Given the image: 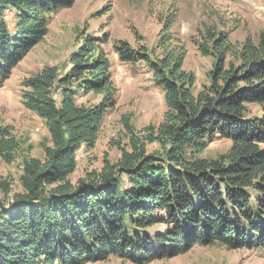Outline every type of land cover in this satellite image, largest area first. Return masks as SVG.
I'll list each match as a JSON object with an SVG mask.
<instances>
[{
	"label": "trees",
	"instance_id": "obj_1",
	"mask_svg": "<svg viewBox=\"0 0 264 264\" xmlns=\"http://www.w3.org/2000/svg\"><path fill=\"white\" fill-rule=\"evenodd\" d=\"M72 3L0 0V87L47 35L50 15ZM172 25L163 26L159 57L113 45L120 62L150 69L163 93V121L142 138L132 136L115 163L104 161L75 185L69 178L77 153L94 148L99 125L115 105L110 60L100 48L105 42L87 39L63 75L47 68L23 82L22 105L44 122L50 146L42 159L24 160L22 192L0 203V264L110 257L147 264L195 246L264 249V32L240 45L212 27L200 32L193 44L213 64L208 86L194 95L195 79L182 70L184 50L169 33ZM88 94L102 96L100 103H77ZM215 139L228 141V151L201 158ZM153 143L158 148L148 151ZM18 150L16 139L0 130V158L10 163ZM0 189L7 193L8 185Z\"/></svg>",
	"mask_w": 264,
	"mask_h": 264
},
{
	"label": "rangeland",
	"instance_id": "obj_2",
	"mask_svg": "<svg viewBox=\"0 0 264 264\" xmlns=\"http://www.w3.org/2000/svg\"><path fill=\"white\" fill-rule=\"evenodd\" d=\"M49 18L47 35L15 66L0 87V130H7L19 144L12 162L6 163L0 158V183L8 185L7 193L0 189V203L7 204L22 192L19 179L24 160L42 159L44 149L50 146L44 122L22 105L25 80L47 68H55L63 75L70 66L71 55L87 39L105 42L100 48L110 60L115 105L99 125L94 148L77 153L76 170L69 178L75 185L89 173L99 172L104 161L115 163L120 158V150L128 149L132 136L144 137L148 128L156 130L164 118L163 93L154 87L150 69L141 62H120L113 45L122 43L133 52L143 48L150 59L159 57L163 26L173 22L169 33L184 50L182 70L194 76L195 95L208 86L213 62L200 55L194 39L212 27L227 33L233 45L242 44L246 38L255 42L264 32V0H73L70 8L59 9ZM6 22L12 32L14 15L6 17ZM54 97L58 100V92ZM101 99L102 96L88 94L78 97L77 103L94 106ZM229 147L228 141L215 139L200 157L217 158ZM157 148L156 143L147 146L148 151ZM155 228L162 230V226ZM87 264L133 263L110 257ZM147 264H264V249L232 251L218 245L195 246L187 253Z\"/></svg>",
	"mask_w": 264,
	"mask_h": 264
}]
</instances>
